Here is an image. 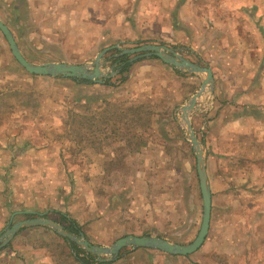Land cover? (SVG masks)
Here are the masks:
<instances>
[{"label": "rangeland", "instance_id": "1", "mask_svg": "<svg viewBox=\"0 0 264 264\" xmlns=\"http://www.w3.org/2000/svg\"><path fill=\"white\" fill-rule=\"evenodd\" d=\"M0 1V11L7 9L2 5L11 8L19 3L22 8H27L24 0ZM85 1L89 17L85 32L81 33L78 29L68 31L65 37L55 39L47 47H36L25 36L26 44L21 46V50L24 57L36 61L31 64H48V59H51L55 63L73 66L90 65L104 48L116 46L124 51L155 45L167 47L198 66L212 67L218 88H228L231 83L234 86L246 83L249 79L246 80L245 75L244 79L241 77L245 70H250V73L264 71V58L254 49L255 53L248 57L249 61H245L241 55L243 45L234 49L236 53L232 58L222 57L223 53L220 54L222 58L210 57L209 60L201 56L204 50L200 36L205 30L211 32L208 41L213 43L217 40L225 43L246 40L245 50L247 46L252 49L254 41L264 36V24L260 26L264 16L254 14V7H247V12H243L244 5L239 0H196L197 4H192L194 17L191 22L185 21L188 22L186 26L195 32L193 39L186 27L182 29L180 26V32L175 29L179 16L177 9L172 8L185 0H129L128 7L135 8V19L142 26L143 19L150 18L149 9L145 6L152 5L162 10L161 14L158 11L151 16L162 22L157 23L158 27L165 20L171 21L173 31L169 33L184 36V40L179 42L164 37L158 42L138 40L116 44L115 7L126 6V0H56V7L78 19L75 9L80 7L83 10ZM26 6L30 8L32 5ZM240 10L241 15L236 13ZM244 13L248 16L251 30L245 25ZM23 14L22 20L25 17ZM100 18L103 21H99ZM96 28L103 29L98 31V37ZM111 51L102 57L101 70L107 75L115 73L108 78L113 86L94 83V86L77 87L66 82L68 85L64 87L59 85L65 82L62 80L53 85L47 80L40 83L33 81L27 86L25 83V88L10 90L0 97V137L19 139L14 143L0 142V168H3L0 172V201L6 203L8 212L16 211L12 207L19 200L15 194L20 192L18 185L22 188L20 181L23 174H20L18 183L19 175L10 172L17 164V155L29 150L48 151L49 155L39 159L36 167L40 168V172L44 171L41 176L48 178L49 188L57 186L56 190H63L39 192V195L32 194L29 198L30 202L47 207L55 204V209L45 211L44 218L48 216L45 219L53 221L56 216L52 212L61 210L76 222L85 240L96 247L109 248L127 236L154 237L172 244L189 245L200 229L202 199L195 157L181 121L180 108L199 91L205 75L180 72L157 58H148L137 62L151 60L156 63L154 67L142 62L138 69H133L137 64L135 62L125 75L126 81L120 83L115 81L119 77L116 66H112ZM11 58L18 72L29 78L12 55ZM224 71H231L233 75L237 73L238 78L234 75L232 80L220 79L219 75ZM118 92H123V96H117ZM223 95L221 91L220 97ZM207 97L208 89L197 99L195 109L190 112V124L204 149L206 171H217L228 184H233L229 185L230 193L226 197L223 194L221 197L220 194L212 195L215 223L208 243L188 257H172L146 249H123L126 253L113 264H264V185L259 178H264V175L259 176L250 170L264 169V146L255 137L240 133L236 136L228 133L222 137L225 132L240 131L242 126L237 125L224 130L216 127L213 136L208 135L207 120L210 115L215 116L217 105L213 109H199L198 105L203 106ZM238 99L233 96V102H238ZM56 106L62 108L57 109ZM128 106L129 111L124 109ZM225 107L221 108L225 110L222 114L225 122L242 113L239 109ZM258 131L263 137L264 127ZM219 152L227 155L216 158L215 153ZM240 187L249 189L250 193H245ZM61 201L63 209L59 206ZM220 219L224 220L222 224L218 223ZM23 220H26L23 216L21 219L14 217L11 225ZM47 231L42 232L48 234ZM24 234L29 244L35 246L43 242L38 233L27 231ZM211 242L216 245L213 251L219 253L201 258V254L212 251L209 247ZM8 245L13 250L11 241ZM5 248L0 251V258L9 253L10 249L5 251ZM50 255L55 264H74L61 246L53 245Z\"/></svg>", "mask_w": 264, "mask_h": 264}, {"label": "crops", "instance_id": "2", "mask_svg": "<svg viewBox=\"0 0 264 264\" xmlns=\"http://www.w3.org/2000/svg\"><path fill=\"white\" fill-rule=\"evenodd\" d=\"M120 1L122 2V0ZM128 1L129 0L125 1L126 6L121 5L119 6V8L115 7V41H114L115 44L118 42L123 43L125 41L135 43L138 40H142V41L148 40L152 42L154 41L158 42L164 37H167L168 39L172 38V40H178L179 42L184 40V36L177 37L174 34H170L173 31L171 27V23H170L171 21L169 22L168 20H165V22H163V25L160 26V28L158 27L157 23L161 22L160 19L158 20V18H155V17L152 18L151 16H154V14L158 13V11L161 14L162 13L161 8H158V7L154 8L152 5H146L145 7L149 9L150 18L143 19L144 26H142V23L137 22V19H135V11H136L135 8L128 7ZM197 2L198 1L196 0H193V1L185 0L182 4H179V5L176 4V6L174 5L173 6L174 8H172L174 10L177 9L178 16H179L178 21H176L178 24H176L175 29H177L180 32L181 31L180 26L183 27L182 29H185L186 27L187 30L190 31L192 39L195 37V32L191 31V29L186 26L185 23L188 24V22H185V21L189 20V22H191V19L194 17L192 4H197ZM240 2L242 5H244L243 12L245 8L247 7H250V8L254 7V12H255L254 14H257V16H261V17L264 16V0H239V3ZM0 3L2 2L0 1ZM24 3L25 4L27 3L26 5H29V6L32 5V6H30L29 8L28 6L24 4V6L27 8H22L21 6H19L21 5V3H19L18 5L13 4L11 7L12 9H11L9 5L1 4L2 6H5L7 9H5V11H0V22L7 27V29L9 30V32L11 33L14 39V42L21 56L30 64L36 63V61L24 57L22 53L21 46H25L26 44L24 42L25 36H26V39H29L32 41V44L34 46L47 47V46H51V43L55 39H59L60 37H63V36L65 37L67 35L66 32L68 31H73V30L78 29L82 33L87 30V26L89 23L87 2L85 3L86 7L83 10H81L80 7L79 9L77 8L75 9L74 13L78 14V19L77 17L72 18L69 15H67L68 14L67 11H62L61 9L57 10L56 0H24ZM187 9L189 10L187 11ZM247 10L245 11L247 12ZM22 13H24L23 16H25L23 20L21 18ZM236 13H239L241 15V10ZM183 14H186V15H183ZM120 15L122 16L121 18L119 17ZM242 17L245 19V25L248 26L247 29L251 30L250 26L248 25L249 20H248L247 14L244 13ZM6 21L8 23H6ZM99 21H103L102 18H100ZM78 24L80 26L75 27ZM263 24H264V18H262V22L260 23V26H263ZM145 26L147 28H145ZM28 29H30L29 32H28ZM102 30H98L96 28L97 37L100 36L98 34V31H102ZM137 30L140 33L137 32ZM210 33H211L210 31L205 30L204 34L200 36L201 37L200 39H202L201 46L204 50L201 56L205 60H209L210 57H213V58L221 57L220 56L221 53H223L222 57L226 56V58H232L235 56L236 51H234V49L236 47H239L240 45H243L245 47L246 44H248L246 40L244 42L242 40L240 41L237 39L230 40L226 43L221 40H217L215 43H213L211 41H208ZM1 36L2 35L0 33V97L5 95V93L10 90L14 91L17 89L25 88L28 82H30L31 84L33 83V81H35V83H40L44 80H47L48 84L53 85L57 81H60V80L48 78V77H36V76L32 77L31 75L27 76L29 78H25V76L23 75V72L21 71L18 72L17 68H15L17 67L16 63L12 62V58H11L8 45L6 41L3 40L2 38L3 36L2 37ZM113 40L109 41L108 43L112 42ZM249 46L251 47V45ZM218 47H220V49H217ZM244 47L241 49V55L243 56V58H245V61H249L248 57L250 58L251 55H253L254 50L259 55H261L262 58H264V36L263 37L260 36V38L254 41V44L251 47L252 49H249V47L247 46L245 50ZM245 61H244L245 66H247ZM47 62L55 63L56 61L48 59ZM142 62L149 63L147 65L153 66V67L156 65V63L152 62L151 60H143V61L137 62V64L134 66L133 69H138L140 67L139 65H141ZM209 69L211 70L212 80H213L212 92H208V97L205 98V101L207 102H205L203 106L198 105V108L200 107L199 109H203L205 107H211V109H213L214 106L217 105V108L215 109V112H216L215 116L211 117L210 115L207 120L208 135L210 134L211 136H213V133H215L213 132V129L216 127L224 130V128L226 129L228 126L237 125V127L242 126L240 131L225 132L226 134L223 136L221 134V136L226 137L228 133H232V136H236L237 133H240L242 135H247L248 137H252V138L255 137V140L261 141L262 145L264 146V138H263L264 135L263 137H261V134L258 131L260 129H263L264 127V71L259 72L257 70V71H254V73L252 72L250 73V70L248 71L245 70L246 72L243 71L242 72L243 74L241 77H243L244 79V77L246 76V80L249 79L246 83L241 84L239 86H234L233 83H231L230 87L227 88L226 86H224V89H223L221 87L218 88L217 86L218 84L216 82L217 76H216V73L214 72V69L212 67H210ZM11 70H13V72ZM174 74L175 73L173 72V75ZM176 74L178 76H181L179 75L180 73L179 74L176 73ZM232 75L233 74L231 71H224L222 75H219V77L220 79H222L223 77L224 79L229 78L232 80V78L235 75L238 78L237 73H235L233 76ZM62 81H65V82L59 85L64 86V87L68 85L66 82L71 83L70 81H67V80H62ZM25 83H26V86H25ZM221 91H223V94H224L222 97H220ZM123 94H124L123 92H118L117 96L122 97ZM233 96H237L239 98L238 99L239 101L233 102ZM206 103L207 104L210 103L209 106ZM224 106H226L225 108H227V106H230L231 109H235V108L239 109L242 111V113L241 115H237L235 118L231 119L230 121L225 122L222 119V114L225 110L222 111L221 109V108H224ZM56 107L57 109H59V107L62 108V106H56ZM124 109L129 111L130 106ZM244 126L246 127V130H244ZM18 140L19 139L17 137L11 138L10 140L7 139V137L5 136L0 137V142H5V143L7 142L14 143V142H17ZM20 140L25 141L24 139H20ZM232 148L234 149V147ZM4 154L6 155V152H4ZM47 155H49L48 151H35V150L24 151L22 154L17 155L16 157L17 164L11 168L10 173L19 175L18 183L21 179L20 174H23V177L20 181V185H22V188H20L18 185V190H20V192H18V194L16 192L15 194V197L17 196L19 198V200L15 202L12 207L14 211L16 210L15 212L13 213L8 212V210H6V207H7L6 203L5 202L2 203L0 201V231L6 226L9 227L12 224V219L14 217L21 219V216L23 215H33V214L34 216L43 215V214H46L45 211L47 209H55V204H52L50 207H47L46 205H41L39 203L36 204L35 202L29 201L30 200L29 198L32 194L36 196V194L37 195L40 194L39 192H45V191L61 192L63 190V188H57L56 190L57 186L49 188L48 178L41 176L44 174V171L40 172L39 170L40 168L36 167V165H38L39 163V159L46 157ZM215 155H216V158H218V157L226 156L227 154H221V152H219V153H215ZM6 168L7 167H5V169ZM2 169L3 168H0V172H2ZM250 170H251V173H258L259 176L264 175V169L262 170L256 169L255 172L253 169H250ZM205 171H206V164H205ZM206 176H207V184H208V188L210 192V222H209V230H208L206 240L200 249H202L208 243L212 226L215 223V219L213 216L212 195L220 194L219 196L221 197L223 194V197H226L227 194L230 193L229 185L230 186L233 185V184H228V182H226L225 177L224 178L221 177V175H219L217 171L213 173H208L206 171ZM259 178H260V181L263 180L262 185H264V178L262 177H259ZM234 188L236 189L235 186ZM240 190H243L245 193H250L249 189L244 190L243 188L240 187ZM62 204H63L62 201L59 202V206H61L63 209L64 207ZM56 211L60 212L61 210L59 211L57 209ZM29 213H32V214H29ZM33 218H37V217L35 216ZM219 221L218 223L222 224L224 220L220 219ZM226 223L228 224L229 221L226 220ZM46 230L47 229L41 228V227L22 229L11 240L13 250L10 249L9 245H8L9 248L8 247L5 248L6 249L5 251H8L9 249L10 251L8 254H6V256L4 255L2 256V258H0V264H55L51 259L50 249L53 247V245L61 246L63 247V249H65L66 246L59 239V236H57L53 232L47 231L48 234L46 232L45 233L42 232ZM27 231H31V233L40 234L43 242H39L37 243V245L35 244V246L32 244H29L26 241L27 236L26 234H24ZM209 247L210 248L212 247L211 248L212 251L206 254H201V258H206V257L209 258V255L213 253L214 254L219 253L217 251H213V247H214V250L216 247V245L213 244V242L210 243Z\"/></svg>", "mask_w": 264, "mask_h": 264}, {"label": "water", "instance_id": "3", "mask_svg": "<svg viewBox=\"0 0 264 264\" xmlns=\"http://www.w3.org/2000/svg\"><path fill=\"white\" fill-rule=\"evenodd\" d=\"M0 33L4 37L9 47V51L17 64L31 76L87 80L100 85L103 83L104 79L111 78L113 74H115L110 73L107 75L101 70V59L109 50L115 48L117 49L116 46L102 50L99 54H97L94 61L90 65L73 66L64 63L33 65L28 63L21 56L11 33L1 22ZM120 55L131 56L132 58L129 59L131 64L141 59L157 58L163 64L177 69L180 72L205 75L201 82L199 91L194 96L189 98L186 104L180 108L181 121L185 126V134L190 142L195 157L196 174L202 199V220L196 238L189 245L183 246L172 244L160 238L127 236L117 240L109 248H102L91 245L85 240L82 234L76 236L72 233H68L56 222L45 219L44 215H37V218L20 221L6 228L5 231L0 234V251L4 249L22 229L33 227H41L53 232L60 238L66 240L69 245L72 243L85 254L96 257L98 262H112L116 260L119 253L123 249H146L158 251L172 257H188L196 253L205 242L210 222V192L207 184L203 148L198 142L191 127L189 114L195 109L197 99L205 93L206 89H208V92H212L213 80L211 70L207 67H201L183 59L164 46L144 45L135 49L124 50Z\"/></svg>", "mask_w": 264, "mask_h": 264}, {"label": "trees", "instance_id": "4", "mask_svg": "<svg viewBox=\"0 0 264 264\" xmlns=\"http://www.w3.org/2000/svg\"><path fill=\"white\" fill-rule=\"evenodd\" d=\"M121 52H122V50H120L118 48L112 49V51H111L112 56L111 57H112V66H116V69L118 70L119 80L116 79L115 81H119L120 83H123L126 81L125 75H126V73H128L132 64L129 62V59L126 56H119L121 54ZM114 70H115V68H114ZM176 73H178V72H176ZM179 75H181V74H179ZM32 77H35V76H32ZM57 80L70 81L73 85H75L77 87L94 86L93 82H90L87 80L62 79V78H57ZM113 85L114 84L111 81V79L105 80L102 84V86H105V87H109V86H113ZM149 119H150V113H149ZM146 122L147 121H145V123ZM52 214L56 216V219H54L53 221L56 222L57 224H59L60 226H62L65 231H67L68 233L75 234V235L80 234V229H79L78 225L73 220H71L67 215L62 214L60 212H52ZM35 216H37V215H35ZM35 216L34 215H23V218L26 220H29V219H33V217H35ZM45 218H48V216H46ZM59 239L65 244V246H66L65 252L68 256H70L72 262L75 264H113V263L117 262L122 257V255L124 253H126V251H122L119 254V256L117 257V259L115 260V262H113V261L112 262H98L96 257H94L92 255L85 254L76 245H74L72 243L70 245H68L66 243V240H64L60 237H59Z\"/></svg>", "mask_w": 264, "mask_h": 264}]
</instances>
